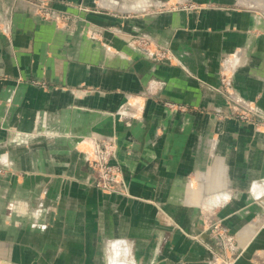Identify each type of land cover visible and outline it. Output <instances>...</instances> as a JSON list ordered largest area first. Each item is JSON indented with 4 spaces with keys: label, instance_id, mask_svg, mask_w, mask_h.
I'll return each mask as SVG.
<instances>
[{
    "label": "crops",
    "instance_id": "crops-1",
    "mask_svg": "<svg viewBox=\"0 0 264 264\" xmlns=\"http://www.w3.org/2000/svg\"><path fill=\"white\" fill-rule=\"evenodd\" d=\"M35 2L0 0V264H219L216 222L264 264V129L228 116L264 115V0Z\"/></svg>",
    "mask_w": 264,
    "mask_h": 264
},
{
    "label": "built area",
    "instance_id": "built-area-1",
    "mask_svg": "<svg viewBox=\"0 0 264 264\" xmlns=\"http://www.w3.org/2000/svg\"><path fill=\"white\" fill-rule=\"evenodd\" d=\"M34 5L44 18H51L53 12L48 9L46 0H36ZM53 18L56 19V17ZM113 155L114 146L112 144L93 146L92 157L89 161L90 169L94 175L93 186L103 194H124V186L119 179V170L110 163ZM210 231L211 234H219L223 239L221 228L218 225L210 226Z\"/></svg>",
    "mask_w": 264,
    "mask_h": 264
},
{
    "label": "rangeland",
    "instance_id": "rangeland-1",
    "mask_svg": "<svg viewBox=\"0 0 264 264\" xmlns=\"http://www.w3.org/2000/svg\"><path fill=\"white\" fill-rule=\"evenodd\" d=\"M48 9L51 10L49 8V6H48ZM255 10L258 11V12L264 13V9H262V8L255 9ZM55 15L60 17L62 19V21L66 22V20H67L66 19V17H67L66 15H64V14L58 15V14H55L54 12L51 15V18H49V19H54L53 17H56ZM136 43L141 48H148V47H150L152 45V43L146 38H144V39L142 38L140 40H136ZM150 56H151V58L153 60H158V61L171 62L173 60L172 54L166 48L165 49H163V48H154V51L151 52ZM223 80L224 79H222V81ZM229 108H230V114L228 116L234 118L235 120H237L239 122H245V123H248V124H252L254 126L253 128H255L256 130L264 129V115L256 114L254 109L248 108V106H244L241 103H239L238 101L230 103V107ZM216 223L219 225V222H216ZM221 231H222V234H223V239L220 237L219 234H217V235L216 234H211L213 240L217 244V246H216L217 248L214 247V248H216V250H215L216 254H218V255L219 254H224V252L228 251V255L225 254L226 256H228V257L225 256L226 260L223 259L224 262L222 260L221 263H219V264H223V263H226V262L234 264L236 256L233 255L230 252V249L223 248V246H221V244L218 245L219 243H222V242H225V243L230 242L231 243V239L229 238V237H231L230 234L223 232V230H221ZM227 235H229V236H227ZM212 252H213V250H212Z\"/></svg>",
    "mask_w": 264,
    "mask_h": 264
},
{
    "label": "bare ground",
    "instance_id": "bare-ground-1",
    "mask_svg": "<svg viewBox=\"0 0 264 264\" xmlns=\"http://www.w3.org/2000/svg\"><path fill=\"white\" fill-rule=\"evenodd\" d=\"M262 4H264V3H262Z\"/></svg>",
    "mask_w": 264,
    "mask_h": 264
}]
</instances>
